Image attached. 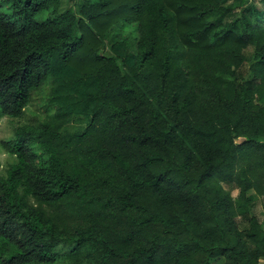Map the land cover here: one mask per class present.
<instances>
[{
	"label": "trees",
	"instance_id": "obj_1",
	"mask_svg": "<svg viewBox=\"0 0 264 264\" xmlns=\"http://www.w3.org/2000/svg\"><path fill=\"white\" fill-rule=\"evenodd\" d=\"M78 1L0 0V264H264V0Z\"/></svg>",
	"mask_w": 264,
	"mask_h": 264
},
{
	"label": "rangeland",
	"instance_id": "obj_2",
	"mask_svg": "<svg viewBox=\"0 0 264 264\" xmlns=\"http://www.w3.org/2000/svg\"><path fill=\"white\" fill-rule=\"evenodd\" d=\"M79 1L78 0H59L58 11H63L69 9H78ZM129 30V31H128ZM126 30L129 32L131 38L135 36V31L132 29ZM245 66L242 67L243 73H245ZM48 86L40 87L36 92H34L31 96V100L28 105L25 107L23 114L20 118L11 119L7 117L0 118V141L4 139H8L12 136L13 131L16 127L24 126L30 127L35 126L39 122L43 120H47L50 114L53 113V109L47 104L48 99ZM13 157L8 154V152L0 146V174L4 175L5 170L8 165L12 162ZM225 188H227L225 186ZM237 188L231 187L230 194L232 197L236 196ZM254 196V195H253ZM256 199V198H255ZM264 198L257 197L255 200V204L253 207V212L259 221L264 224V215L261 213V206ZM241 227L246 226L245 222L240 224ZM262 263V261H260ZM57 264H68L67 261H62ZM213 264H221V261H215Z\"/></svg>",
	"mask_w": 264,
	"mask_h": 264
}]
</instances>
